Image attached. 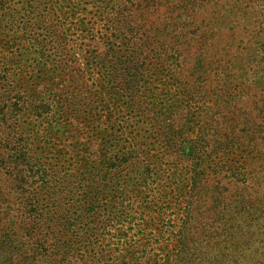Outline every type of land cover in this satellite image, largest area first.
<instances>
[{
  "label": "trees",
  "instance_id": "16d2710c",
  "mask_svg": "<svg viewBox=\"0 0 264 264\" xmlns=\"http://www.w3.org/2000/svg\"><path fill=\"white\" fill-rule=\"evenodd\" d=\"M239 1L0 0V264H264V209L241 252L221 193L264 174Z\"/></svg>",
  "mask_w": 264,
  "mask_h": 264
},
{
  "label": "rangeland",
  "instance_id": "374dc122",
  "mask_svg": "<svg viewBox=\"0 0 264 264\" xmlns=\"http://www.w3.org/2000/svg\"><path fill=\"white\" fill-rule=\"evenodd\" d=\"M228 8L229 10H231V23L237 24V29H239V35L237 38L238 40L233 52L235 58L237 56V59L234 60L235 63L233 62V71L237 72L239 78L242 79L240 87L243 88L241 101L239 103V114L242 119L245 118L248 120L251 115L252 119H256L258 122L262 120L264 121V77L262 80L258 81V79L255 78L254 75H252L257 71V68H252L254 66L258 67L260 70L263 69L259 74L264 72V62H260V57H264V44H262V46H260L261 44L258 45V56L248 55L250 50L249 46H247L248 41L250 39H254L253 35L254 37H256V34L259 37H262L264 35V0H240L239 5H234L233 7H231V5H228ZM72 39H75L74 35H72ZM240 39L243 41H241ZM260 41L264 43V39H261ZM78 57L81 58V55H78ZM258 60L260 63H258ZM212 68L213 69H211L210 72V79L213 74L217 72V64H215ZM158 96L160 97V95ZM131 117L132 115H126L127 124L130 126L136 125V120ZM250 127H252V125H250ZM129 129H133V127ZM237 130H240L242 133H251V130H249V126L246 124H240ZM249 169L252 170L251 168ZM167 171L169 172V170ZM167 171L166 173H168ZM252 173V176L256 175L255 171H252ZM229 175L232 176L231 171L228 172V176ZM261 175L262 176L259 179H254L253 177L250 180L244 181L242 180V177L240 180H236V178L233 179L225 177L227 176L225 173L221 174L222 183L225 185H222L225 187V189L221 188V193L227 200V210L230 211L233 206L232 204H230V201H232V199H240L241 197H246V199L252 201L249 208H245V205H242L241 207H238L234 210L235 213H238V219L235 222H232V224H236L233 226V228H231L230 232L235 238V242H237V245L240 246L241 252L242 248L246 246V241H249L250 246L251 241H254L253 246H255L256 239H258V235L255 234V231L256 226L259 222L258 219L261 213V209H264V204L260 208V205H262L261 202L264 203V174ZM229 181L236 183L226 184ZM153 185L155 189H158L162 185H164L165 187L169 186L164 182H161V185ZM143 186L145 187V185ZM246 222L251 224L248 230L250 233L249 236L241 238L242 233L244 234L247 231V229L243 227Z\"/></svg>",
  "mask_w": 264,
  "mask_h": 264
}]
</instances>
